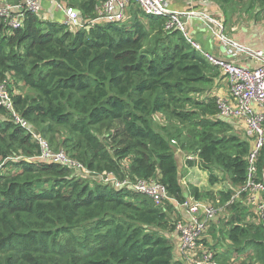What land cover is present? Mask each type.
<instances>
[{
	"label": "trees",
	"instance_id": "16d2710c",
	"mask_svg": "<svg viewBox=\"0 0 264 264\" xmlns=\"http://www.w3.org/2000/svg\"><path fill=\"white\" fill-rule=\"evenodd\" d=\"M105 1L82 0V18L92 19ZM216 1L223 13L236 3ZM249 2L246 11L264 9V0ZM142 16L145 24L132 19L74 30L32 13L20 29L0 21V82L10 76L32 93L12 95L15 110L53 150H65L89 171L157 180L181 203L186 194L170 143L177 140L196 157L186 161L188 168L209 173L212 185L221 184L213 174L218 169L227 185L211 192L231 214L206 246L217 263L252 250L264 264V225L245 224V207L239 199L230 204L246 183L252 144L217 117L211 92L218 71L180 32L166 31V19ZM157 116L164 118L159 129ZM60 129L66 134L61 142ZM39 154L30 132L0 106V169H15L0 172V264H186L175 255L171 234L178 221L169 208L33 160ZM263 160L264 148L259 169ZM189 190L202 199L196 188Z\"/></svg>",
	"mask_w": 264,
	"mask_h": 264
},
{
	"label": "built area",
	"instance_id": "2783aa9c",
	"mask_svg": "<svg viewBox=\"0 0 264 264\" xmlns=\"http://www.w3.org/2000/svg\"><path fill=\"white\" fill-rule=\"evenodd\" d=\"M52 3L64 15L63 24L80 29L85 25L96 23L122 24L127 19V12L132 6L138 7L142 14L149 17L166 19V31H178L185 41L195 50L205 62L218 69L225 78L227 94L216 96L218 107L217 117L236 126L241 130L245 140H249L252 149L246 157L247 177L245 185L232 197V201L246 198L247 204L255 207V212L261 224L264 225V160L259 169L260 153L264 148V52L252 51L227 40L224 26L213 16L202 11H189L185 16H198L205 27L218 39L222 45L231 47V58L243 52L258 60L254 68L238 65L234 59L219 58L202 50L201 46L192 40L187 31L182 14L167 10L166 0H107L95 10L94 17L84 20L79 11L72 6L62 5L58 0H17L0 6V21L10 29H20L24 26L27 13L41 16V3ZM0 106L6 111L15 124L27 129L34 142L39 145L40 154L33 160L55 163L70 172L86 179L93 178L95 182L114 189H127L150 198L156 205L171 201L186 215V220L178 221L174 227L177 237V249L186 264H218L215 253L203 243V235L208 225L218 217L219 209L187 197L181 203L170 198L165 187L157 180L119 179L112 173H96L89 171L77 160L69 157L63 150L55 151L21 117L15 110L12 93L6 81L0 82ZM240 196V197H239Z\"/></svg>",
	"mask_w": 264,
	"mask_h": 264
},
{
	"label": "crops",
	"instance_id": "0c3cea01",
	"mask_svg": "<svg viewBox=\"0 0 264 264\" xmlns=\"http://www.w3.org/2000/svg\"><path fill=\"white\" fill-rule=\"evenodd\" d=\"M10 1L12 0H0V6L9 3ZM235 6L237 5H233L230 10L226 9V11L223 13L216 0H166L167 10L182 14L180 17L185 22L188 33L190 34L192 40L201 46L203 51L219 58H225L229 60L234 59L238 65L244 66L246 68H254L258 64V60L243 52L238 53L235 58H231L232 48L222 45V43L209 32L207 27H205L202 19H200L198 16H185V13L191 10L205 12L223 24L224 35L226 36L227 40L235 42L241 47L250 49L252 51L264 52V9L255 6V8L249 10L248 13L244 12V14L240 11H237ZM129 12L130 10L127 12V14ZM40 18L58 23L64 22V15L54 6V4L47 2L41 3ZM230 51L231 53H229ZM217 71L218 74L213 79V88L211 94L218 97L225 96L227 94L226 81L222 73H220L218 69ZM194 168L195 167L188 168L184 166V170L187 171L186 176H189L190 174L195 175L197 171H195ZM200 184L201 183H196L194 185L200 186ZM184 193L186 194L185 196H189L186 191ZM175 209L177 210L178 208L175 207ZM177 211L179 212L181 219L186 218V215L183 211ZM171 240L174 244V251L176 252L175 255L177 258H180V253L177 249L178 244L175 233L171 234ZM204 240L205 236L203 235V243L205 245L211 246L213 243L211 238L206 242H204ZM219 250L220 249H218L217 252ZM231 259H235V262L241 260L240 258L237 259V257H232Z\"/></svg>",
	"mask_w": 264,
	"mask_h": 264
},
{
	"label": "rangeland",
	"instance_id": "374dc122",
	"mask_svg": "<svg viewBox=\"0 0 264 264\" xmlns=\"http://www.w3.org/2000/svg\"><path fill=\"white\" fill-rule=\"evenodd\" d=\"M16 1L17 0H12L9 3L12 4V3H15ZM81 1L82 0H58V2L62 3V5L72 6L77 11H80L78 9V7H79V3ZM235 2L237 4L234 3L233 5L240 6V7L235 6L237 11H240L242 13H244V12L248 13L249 12V11H246L248 8H250V7H248V5L250 4L249 0H235ZM233 5L229 4L227 6V9L230 10V8L233 7ZM253 7H255V6H253ZM258 7L263 9L261 6H258ZM129 10H130V12L127 14L128 17L125 20V22H123L122 24L128 25L132 19L133 20L137 19V20L141 21L143 24H145L143 22V21H145V19L143 18L144 16H142V13L138 9V7L132 6V7H130ZM136 12H138L137 16L134 17V13H136ZM69 29L74 30V28H71V27H69ZM7 80H8V84H9L8 89L9 90L12 89L11 90L12 95H16V94H18V95H20V94L21 95H31L32 94L29 90H27L23 86L22 82H20L18 79L15 81L13 78L8 76ZM163 123H164V118H162L160 116H157V118L154 119V127L156 129H159V127ZM234 133L241 138L243 137L242 132L240 130L234 129ZM65 137H66L65 132L60 129L58 134H57V138H58L59 142H61V140H63ZM170 143L173 147H175V152H176L175 157L177 160L178 168L180 170L179 181H180V184L183 186L184 191H186L189 194V197H193V196H191V192L189 189H190V187L196 188L198 194L203 196L202 199H200L198 201L210 204V205L216 207L217 209H219L218 217L208 225V227L204 233V236H205L204 242L209 241L210 238L213 242L217 234H218V236H220V231H222V229L225 228L226 222L231 217V214L228 212V210H226V206L222 205L218 200H215L214 196L212 197V194H211V192L215 193V192L219 191L220 189H225V190L227 189V185H226V183H224V176L218 169H215L213 171V174L216 175V177H218V179L221 182V184H217V185L211 184V182L209 181V173L204 172L203 170H201L200 167L194 168V170L197 171L195 173L196 177L194 174H190L189 176H186L187 171L184 170V166L187 167L186 161L187 160H194V159L196 161V157H194V155H192V153H188L184 150H181L177 140H171ZM54 146H55V142L53 144V147ZM63 151L65 152V150H63ZM196 165H197V163H196ZM0 172L3 175H8V174L14 173L15 169L12 167H7L3 170L0 169ZM184 178H185V180H184ZM89 180L92 182H95V179H93V178H90ZM196 183H201V184H200V186H195L194 184H196ZM208 194L210 196H208ZM246 201H247L246 198H241L236 202V203H241V206H244L246 209V216H244L246 218H244V223L245 224L261 223V220L259 219V217L257 216V214L255 212V207L253 205L247 204ZM167 202H169L170 204L163 203L159 206L163 209L169 208V210L167 211L169 217H171L173 220H175V222L180 221L181 217L179 215V212L175 209L176 206H174V203L171 201H167ZM233 203H235V202H233ZM168 205H171V206L173 205V206L167 207ZM173 233H174V231H173ZM219 245H222L225 249L229 248V242L228 241L221 240ZM216 251H217V249H216ZM233 257H237V259L240 258L241 260L236 261V262H235V259H231L230 261L228 260V262H230V264H260L257 261V259L255 258V256H253L252 250H249L247 252V254H243L241 256H233Z\"/></svg>",
	"mask_w": 264,
	"mask_h": 264
}]
</instances>
